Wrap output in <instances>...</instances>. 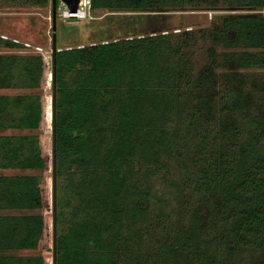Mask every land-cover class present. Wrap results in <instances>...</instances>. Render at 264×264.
Segmentation results:
<instances>
[{"label":"trees","instance_id":"obj_1","mask_svg":"<svg viewBox=\"0 0 264 264\" xmlns=\"http://www.w3.org/2000/svg\"><path fill=\"white\" fill-rule=\"evenodd\" d=\"M49 2L0 0V8H45ZM182 7L250 11L214 17L208 38L221 51L209 48L208 62L191 85V101L182 102L177 90L175 95L170 92L183 66L174 64L172 72L164 68L163 58L171 51L177 55L179 48L163 45L166 35L160 34L164 27L158 22L140 37L110 38L56 52V178L65 176L64 188L78 198L66 231L56 238V264H116L128 248L143 252L144 263L127 258L124 264H264V110H254L250 94L230 90L220 101L224 114L216 121L213 137L210 130L197 133V124L207 114H186L195 143L183 140L177 148L188 154L183 190L201 197L190 210L180 201V193L168 208L171 214L161 208L166 202L152 213L148 190L130 177L132 161L140 159L154 167L158 154L175 145L177 129L172 128L174 135L165 131L170 116L184 106L207 110L217 68L264 69V0H89L91 11H145L154 17L163 16L159 12L164 9ZM0 47L19 45L0 37ZM45 63L39 54H0V90L29 89L25 94H0V130L45 131L0 137V168L43 173L0 176V210L39 211L0 216V252L42 251L25 258L0 254V264H52V188L47 176L52 173L51 110L46 106L51 104V86L46 84L51 67ZM67 76L72 86L65 81ZM250 110L257 116L250 117ZM243 111L247 136L226 148L224 143L237 131L236 115ZM62 186H56L58 232L68 206V200L62 206ZM184 208L188 223L170 224L168 219L182 216ZM125 219L132 224H125ZM207 220L218 229L206 243L202 235ZM134 222L140 231L130 228ZM156 224L157 243L144 245ZM160 232L168 237L160 238Z\"/></svg>","mask_w":264,"mask_h":264},{"label":"rangeland","instance_id":"obj_2","mask_svg":"<svg viewBox=\"0 0 264 264\" xmlns=\"http://www.w3.org/2000/svg\"><path fill=\"white\" fill-rule=\"evenodd\" d=\"M56 15V28H55V43L56 48H70V47H81L91 45L93 43H100L106 39L114 38H130L140 37L142 32L149 29L151 23L158 22V25L164 27L160 31V34L166 35L164 38V46H168L171 49L176 47L179 48L177 55L170 52V55H166L162 63L167 71H173L174 64L181 63L183 69H180V79L178 82H174L175 90L170 91L172 94L176 93L181 96V100L191 101L190 96L193 91L191 87L198 71L208 62L209 55L208 51L210 47H214V51L220 52L221 49L212 46L208 34L214 24V17H221L226 15L246 14L250 11L246 9L233 10L226 7H218L216 9L205 8V7H182V8H167L159 12L161 17H154L153 12H133L126 10H106V11H86L83 18H79L76 22H68L64 16V4L59 0ZM155 13V14H159ZM64 16H63V15ZM0 37L8 39L10 41L18 43L17 48H5L0 47V54H17V55H31L39 54L45 59V65L47 69L51 67V43H52V30H51V5L50 2L45 8H0ZM236 51H242L240 48H236ZM250 52H255L248 50ZM217 62L221 60L217 59ZM175 69V67H174ZM178 69V68H177ZM218 75L217 82L213 87L212 99L208 102L207 110L200 108L199 110H190L184 106L180 112H176L174 116H170L165 126L166 133L168 135H174L175 131L172 128H176L178 133L176 135L175 145L172 144L165 152L158 154V163L153 167L152 164L142 163L140 159L132 161L130 166L131 178L135 181H139V185L142 189H146L149 192L150 197V209L152 213H155L163 202H166L161 208L165 207L164 213H170L168 208H172L175 205L174 197L180 193L181 202L190 210V207L199 202L200 195L193 194L191 191L186 193L183 190V185L186 177L185 160L188 154L183 150L177 151V148L185 142L189 144L195 143L190 138L193 130L190 129V121L186 114L193 113L196 111L200 114H207V117H203L197 124V133H202V129L210 130V137H213L218 131V125L216 123L218 117L223 116L224 110L221 109L223 103L220 102L224 98H227L231 91L240 90L242 93H248L251 95V103L254 105V110H259V107L264 110V91L261 89L263 82L264 69L260 68H246L237 71H226L224 69L217 68L216 72ZM70 76L65 78V81L72 86V78ZM186 78V81L184 80ZM263 82V83H262ZM47 86L51 85L50 72L46 76ZM238 88V89H235ZM40 90V89H39ZM38 90V91H39ZM231 90V91H230ZM121 94L124 95L126 91L125 86L120 88ZM29 89L24 88H10L0 90V94L17 95L28 93ZM35 92V91H32ZM43 96H46L45 92L41 89L39 91ZM171 94V95H172ZM175 95V94H174ZM181 102V103H182ZM47 110H51V104H46ZM186 107V109H185ZM221 109V111H220ZM252 111V110H250ZM245 111L237 114L239 119L237 125V131L233 138L228 143H224L225 147L229 145H237L247 136L249 129L244 126ZM256 112H251L250 117H256ZM109 121V120H108ZM107 121V122H108ZM44 130L27 131L7 128L0 130V137L5 135L20 136V135H42ZM170 133V134H169ZM245 136V137H243ZM186 146V145H185ZM125 167V165H123ZM40 175L43 174L40 171L33 170H20L17 168L6 169L0 168V176L2 175ZM48 180L51 181V173L47 174ZM66 177L62 176L60 179L56 178V186L63 185L64 188L66 183ZM60 190V196L62 200V206L64 201L68 200V206L63 208L62 224L59 228H56V235L58 233H64L69 219L72 215V208L77 204L78 198L72 196L70 190L65 188ZM181 190V191H180ZM57 196V190H56ZM158 201V204L156 203ZM184 208L181 215H173L172 218L168 219L170 224H183L188 223V209ZM39 213L38 210L33 211H18L11 209L0 210V216L9 215H25ZM171 214V213H170ZM178 217V221L175 218ZM181 219V220H179ZM131 221V220H130ZM129 219H125V224L129 225ZM153 221V219H151ZM181 221V222H180ZM132 224V221H131ZM160 224H164L160 223ZM155 233L152 236L145 237L144 245H155L157 243L156 233L159 224L155 225ZM205 232L202 235V240L206 243L209 239L215 236V230L218 229L217 225H214L211 221L206 222ZM128 227V226H127ZM220 227V226H219ZM131 229H138L140 231L139 223L134 222V225L130 226ZM143 230V229H141ZM159 231V230H158ZM160 232V238L165 239L168 234H162ZM213 250L214 245H211ZM147 253H151L150 249H146ZM42 251L38 249L34 250H18V251H7L0 252L2 255H17L21 257H31L41 254ZM124 259L131 258L137 262L144 263L143 257L140 255V251L132 248H128L124 252ZM144 254V253H143ZM145 255V254H144ZM121 256V255H120ZM123 258V257H122ZM124 259L116 260V264H124ZM238 259H236L237 261ZM239 260L241 256L239 255ZM238 260V261H239Z\"/></svg>","mask_w":264,"mask_h":264},{"label":"water","instance_id":"obj_3","mask_svg":"<svg viewBox=\"0 0 264 264\" xmlns=\"http://www.w3.org/2000/svg\"><path fill=\"white\" fill-rule=\"evenodd\" d=\"M64 4L67 11V21L76 22L78 20L76 12L80 0H59ZM51 5V146H52V170H51V188H52V264H56V48L55 28L57 7L56 0H50Z\"/></svg>","mask_w":264,"mask_h":264},{"label":"bare ground","instance_id":"obj_4","mask_svg":"<svg viewBox=\"0 0 264 264\" xmlns=\"http://www.w3.org/2000/svg\"><path fill=\"white\" fill-rule=\"evenodd\" d=\"M80 6H78V11L76 12L78 18H83L85 15L84 8L87 4V0H80ZM63 15V14H62ZM65 15V16H64ZM64 17L67 16V11L64 9Z\"/></svg>","mask_w":264,"mask_h":264},{"label":"built area","instance_id":"obj_5","mask_svg":"<svg viewBox=\"0 0 264 264\" xmlns=\"http://www.w3.org/2000/svg\"><path fill=\"white\" fill-rule=\"evenodd\" d=\"M80 2H81V1H80ZM80 2H79V6H80ZM85 8H86V9H89V0H87V4H86ZM86 9H84V12L86 11ZM77 11H78V10H77ZM86 14H87V16H89L88 11H86ZM76 16H77V14H76ZM65 18H68V15H67ZM77 18H78V17H77ZM78 19H79V18H78Z\"/></svg>","mask_w":264,"mask_h":264}]
</instances>
